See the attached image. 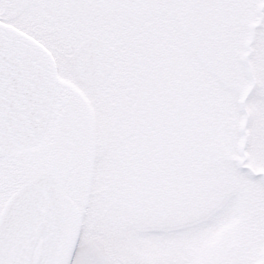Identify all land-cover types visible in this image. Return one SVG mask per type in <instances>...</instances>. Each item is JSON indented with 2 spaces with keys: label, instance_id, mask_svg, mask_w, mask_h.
<instances>
[{
  "label": "snow or ice",
  "instance_id": "6c2138e0",
  "mask_svg": "<svg viewBox=\"0 0 264 264\" xmlns=\"http://www.w3.org/2000/svg\"><path fill=\"white\" fill-rule=\"evenodd\" d=\"M0 264H264V0H0Z\"/></svg>",
  "mask_w": 264,
  "mask_h": 264
}]
</instances>
